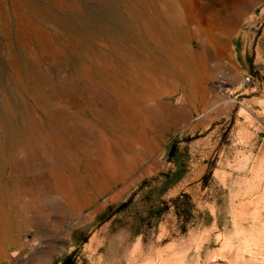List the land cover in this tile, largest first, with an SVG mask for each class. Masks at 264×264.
<instances>
[{
	"label": "rangeland",
	"instance_id": "374dc122",
	"mask_svg": "<svg viewBox=\"0 0 264 264\" xmlns=\"http://www.w3.org/2000/svg\"><path fill=\"white\" fill-rule=\"evenodd\" d=\"M0 264H264V0H0Z\"/></svg>",
	"mask_w": 264,
	"mask_h": 264
},
{
	"label": "built area",
	"instance_id": "2783aa9c",
	"mask_svg": "<svg viewBox=\"0 0 264 264\" xmlns=\"http://www.w3.org/2000/svg\"><path fill=\"white\" fill-rule=\"evenodd\" d=\"M246 81H248V82H249V81H250V78H248V77H247V78H246Z\"/></svg>",
	"mask_w": 264,
	"mask_h": 264
},
{
	"label": "bare ground",
	"instance_id": "6f19581e",
	"mask_svg": "<svg viewBox=\"0 0 264 264\" xmlns=\"http://www.w3.org/2000/svg\"><path fill=\"white\" fill-rule=\"evenodd\" d=\"M217 53V52H216ZM220 53V52H219Z\"/></svg>",
	"mask_w": 264,
	"mask_h": 264
}]
</instances>
